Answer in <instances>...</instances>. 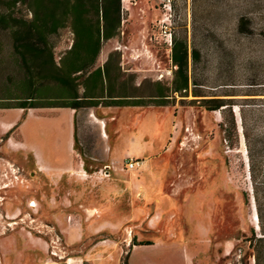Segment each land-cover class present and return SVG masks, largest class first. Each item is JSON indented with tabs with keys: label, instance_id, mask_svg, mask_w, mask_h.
<instances>
[{
	"label": "rangeland",
	"instance_id": "obj_1",
	"mask_svg": "<svg viewBox=\"0 0 264 264\" xmlns=\"http://www.w3.org/2000/svg\"><path fill=\"white\" fill-rule=\"evenodd\" d=\"M30 2L0 0V14L29 20ZM121 8L117 34L91 67L109 75L96 101L83 99L81 84L72 99L44 82L54 99L15 107L20 99L8 97L28 89L0 27V264H256L245 239L261 234L245 196L240 106L253 122L264 103V0H121ZM73 38L69 21L49 36L57 63ZM174 47L187 49V90H174ZM208 98L232 100L231 140L230 112L207 109ZM71 102L81 106L36 105Z\"/></svg>",
	"mask_w": 264,
	"mask_h": 264
},
{
	"label": "trees",
	"instance_id": "obj_2",
	"mask_svg": "<svg viewBox=\"0 0 264 264\" xmlns=\"http://www.w3.org/2000/svg\"><path fill=\"white\" fill-rule=\"evenodd\" d=\"M28 0H13V3H27ZM32 17L29 20L13 17L12 14H0V27L7 30L13 39V53L17 54L19 67L23 68L24 80L20 85L28 90L22 97H8L20 99L21 102L15 107L34 106L33 101L37 99H54L46 96V91L41 88L44 82H54L62 86L61 94L69 95L72 99H78V85L84 88L83 99L85 101H96L102 98L99 90L109 78L106 66L91 69L99 54L103 40L115 36L121 25L122 8L121 0H31ZM69 21L74 34L73 42L65 56L61 58L60 64L54 60L52 45L48 44V38L56 34L65 22ZM242 27V24H241ZM172 60L176 65L174 90H187V49L182 52L174 47ZM83 77L82 82L78 79ZM108 100L113 103H138L140 99L107 95ZM165 94L159 98H165ZM57 97L55 99H59ZM105 99V98H104ZM206 108L209 110L228 109L231 114L230 120L225 124V138L231 140L235 134L236 122L230 110L231 99L208 98ZM80 101V100H74ZM80 102L65 104H36L40 106L57 105L76 109ZM10 107V106H4ZM246 107L240 106L241 124L247 149V177L250 185V194L253 199L258 218L260 234L251 230L249 241L255 255L256 264H260L264 253V103L256 106L257 119L247 122L245 117ZM255 124L262 127L259 132H253ZM251 127L249 128L248 126ZM74 141L76 142V126L74 129Z\"/></svg>",
	"mask_w": 264,
	"mask_h": 264
},
{
	"label": "built area",
	"instance_id": "obj_3",
	"mask_svg": "<svg viewBox=\"0 0 264 264\" xmlns=\"http://www.w3.org/2000/svg\"><path fill=\"white\" fill-rule=\"evenodd\" d=\"M167 29H168V28H167ZM167 29L165 28L164 33H167ZM168 35H169V36H167V37L165 38V40H163V41H164L163 43H165V44L171 46V45H172V37H171V33L169 32ZM137 163H138V162L133 161V160H131V161H127V163H126V167H127L128 169H132V168L135 167V165H137ZM109 169H110V165H109V164H105L104 167H103V172H104V174H105L106 176H109V174H110Z\"/></svg>",
	"mask_w": 264,
	"mask_h": 264
},
{
	"label": "crops",
	"instance_id": "obj_4",
	"mask_svg": "<svg viewBox=\"0 0 264 264\" xmlns=\"http://www.w3.org/2000/svg\"><path fill=\"white\" fill-rule=\"evenodd\" d=\"M118 96H120V97H126V98H137V99H140L139 97H129V96H127V95H126V96H123V95H114L115 98H119ZM157 98H158V97H157ZM113 105L120 106V105H140V104H139V101H138V103H133V104H128V103H126V102H125V103H120V102H119V103H113ZM141 105H142V104H141ZM71 110H72V112L75 111V110L72 109V108H71ZM75 118H76V115H75V112H74V129H75V126H76V125H75ZM73 137H74V130H73ZM69 170H70V169H69ZM257 228H258V227H256V229H257ZM64 230H65L64 233H65V234H68V233H67V228H66V227H64Z\"/></svg>",
	"mask_w": 264,
	"mask_h": 264
},
{
	"label": "bare ground",
	"instance_id": "obj_5",
	"mask_svg": "<svg viewBox=\"0 0 264 264\" xmlns=\"http://www.w3.org/2000/svg\"><path fill=\"white\" fill-rule=\"evenodd\" d=\"M236 110H237V108H236ZM253 205V204H252ZM253 207V206H252ZM256 220H257V223H258V218L257 217H255V214H254V208H253V210H252V221H253V223L255 224L256 223ZM256 225V224H255ZM255 227H258V226H255ZM258 229V228H257Z\"/></svg>",
	"mask_w": 264,
	"mask_h": 264
},
{
	"label": "water",
	"instance_id": "obj_6",
	"mask_svg": "<svg viewBox=\"0 0 264 264\" xmlns=\"http://www.w3.org/2000/svg\"><path fill=\"white\" fill-rule=\"evenodd\" d=\"M254 214H255V217H257L256 210H255V205H254ZM255 226H258L257 220H256V225Z\"/></svg>",
	"mask_w": 264,
	"mask_h": 264
},
{
	"label": "flooded vegetation",
	"instance_id": "obj_7",
	"mask_svg": "<svg viewBox=\"0 0 264 264\" xmlns=\"http://www.w3.org/2000/svg\"><path fill=\"white\" fill-rule=\"evenodd\" d=\"M78 136H77V133H76V140H77Z\"/></svg>",
	"mask_w": 264,
	"mask_h": 264
}]
</instances>
